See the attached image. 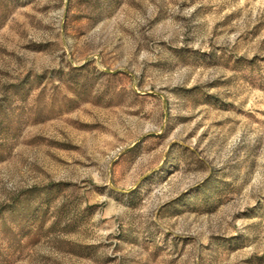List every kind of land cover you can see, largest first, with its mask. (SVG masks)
Returning <instances> with one entry per match:
<instances>
[{
    "label": "rangeland",
    "instance_id": "1",
    "mask_svg": "<svg viewBox=\"0 0 264 264\" xmlns=\"http://www.w3.org/2000/svg\"><path fill=\"white\" fill-rule=\"evenodd\" d=\"M0 264H264V0H0Z\"/></svg>",
    "mask_w": 264,
    "mask_h": 264
}]
</instances>
